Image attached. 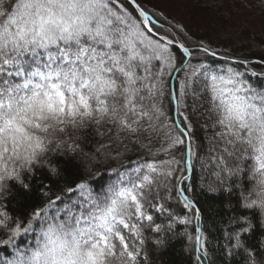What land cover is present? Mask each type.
Wrapping results in <instances>:
<instances>
[{
	"label": "snow or ice",
	"instance_id": "snow-or-ice-1",
	"mask_svg": "<svg viewBox=\"0 0 264 264\" xmlns=\"http://www.w3.org/2000/svg\"><path fill=\"white\" fill-rule=\"evenodd\" d=\"M176 27L182 40L160 35L138 0H0V264H151L148 244L177 237L209 264L188 183L198 126L213 178L200 191L227 197L226 262L264 264V55L193 46ZM134 149L146 156L126 160ZM38 169L58 191L40 181V202L11 215L13 184L31 192Z\"/></svg>",
	"mask_w": 264,
	"mask_h": 264
},
{
	"label": "trees",
	"instance_id": "trees-1",
	"mask_svg": "<svg viewBox=\"0 0 264 264\" xmlns=\"http://www.w3.org/2000/svg\"><path fill=\"white\" fill-rule=\"evenodd\" d=\"M243 0H138L152 16L156 27L160 29V35L169 33L178 40H182L180 29L176 26H182L183 32L190 37L189 44L195 45L203 40L218 52H223L225 48L238 58L248 57L257 59L264 55V49L259 45L264 43V34L254 28L253 21L246 22L240 16V8L243 6ZM122 2V0H121ZM128 7V5H125ZM260 14L264 15V3L260 5ZM194 64L197 61H192ZM243 70V69H241ZM255 71H264V68L257 66ZM182 75V74H181ZM257 81V77L251 78ZM174 115V113H173ZM203 121L201 120V123ZM210 134V132H209ZM95 139L92 144H95ZM195 144L199 146L200 158L194 161V170L189 173L188 183L196 188L193 195L200 202L204 212V228L209 238V264H227L223 254L224 238L222 236L223 225L220 223V217L226 218L229 213L223 207L227 203V197L222 195L216 199H210L205 193L200 191V184H208L212 181L210 171L202 170L201 165L208 162L209 144L205 136V130L197 127ZM155 147H159L157 143ZM91 151V146L87 148ZM137 156H146V153L137 149L128 153L126 160L136 159ZM163 158V157H162ZM53 161L65 167L70 176H77L84 173L83 166H69L63 158L53 157ZM115 167V163L112 165ZM109 173L105 172V178ZM27 182V177H25ZM52 184L53 191H58L54 179L47 173V169H38L36 176L32 178V191L24 192L22 188L13 184L12 195L7 200V211L13 215H21L31 206L40 202L39 182ZM98 181L97 183H101ZM0 201V204H3ZM170 207L179 215H184V211L175 200L170 202ZM157 222H160L159 220ZM178 232L184 231L180 226ZM188 231L194 236V224L188 226ZM146 235H151L146 232ZM260 235L259 229L250 237H247L249 245H255ZM34 242L33 234H29L25 243ZM150 250L151 264H194V242L189 243L186 237H177L170 240L167 246L159 251L155 250L151 243L148 244ZM3 254H0L2 256ZM231 264H243L239 257L232 259Z\"/></svg>",
	"mask_w": 264,
	"mask_h": 264
},
{
	"label": "rangeland",
	"instance_id": "rangeland-1",
	"mask_svg": "<svg viewBox=\"0 0 264 264\" xmlns=\"http://www.w3.org/2000/svg\"><path fill=\"white\" fill-rule=\"evenodd\" d=\"M243 6L239 9L241 18L250 22L253 21L254 28L264 34V15L260 14V5L264 0H243Z\"/></svg>",
	"mask_w": 264,
	"mask_h": 264
}]
</instances>
